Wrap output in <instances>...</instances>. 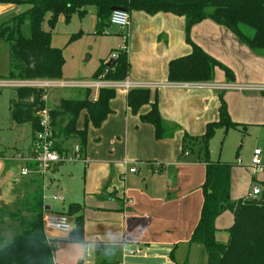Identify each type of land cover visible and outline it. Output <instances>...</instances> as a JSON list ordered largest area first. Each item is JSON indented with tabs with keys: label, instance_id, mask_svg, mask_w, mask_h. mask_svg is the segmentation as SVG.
Listing matches in <instances>:
<instances>
[{
	"label": "trees",
	"instance_id": "16d2710c",
	"mask_svg": "<svg viewBox=\"0 0 264 264\" xmlns=\"http://www.w3.org/2000/svg\"><path fill=\"white\" fill-rule=\"evenodd\" d=\"M0 4L27 7L9 20L0 24V42L9 45V74L0 80H61L63 59L61 51L50 46V32L41 30V24L48 17L51 27L59 18L68 22L73 14L83 15L86 9H95V33H104L110 25V9L123 8L131 12H144L148 15L169 13L183 17L185 22V42L191 51L185 56L172 59L168 63L169 83H210L215 70L220 69L227 82H233L231 70L211 57L190 37L191 29L204 20L226 28L251 52L264 51V0H0ZM29 26V36L21 35V27ZM113 62H102L95 78L103 76L106 81H124L128 77L129 63L126 50H117ZM95 79V80H96ZM45 92L33 88L14 89L10 101V120L16 126L29 125L32 138L39 130L38 112L44 108ZM116 92L100 89L96 100L92 92L85 91L82 100H61L50 112V127L55 141L54 149L65 150L63 144L74 140L82 153L86 150L87 129H99L109 115L111 101ZM217 121L206 124L204 133L197 138L186 134L182 137L181 154L189 150L184 147L186 140L197 141L204 153V182L201 186L202 204L199 218L191 234L190 242L201 245L206 254V264H264V181L259 182L260 195L254 199H230L231 166L227 163H213L207 151L208 142L215 130L235 128L231 121L222 95H218ZM126 107L131 115L137 116L140 123L150 125L156 140L166 135L167 125L162 119L157 98L150 96L146 89H131L125 96ZM149 111L140 114L143 107ZM83 115L84 128L77 129V121ZM253 183V180H252ZM39 188V189H38ZM41 185L31 195L24 198L20 211L8 213L16 219L21 214L30 218L24 223L22 218L19 232L7 243L0 239V264H54V248L49 246L42 229V216L45 213L41 195ZM83 205L71 204L66 216L73 217L72 239L83 244ZM225 211L232 217V225L226 230V243L215 239L216 219ZM4 215V214H3ZM7 215V214H6Z\"/></svg>",
	"mask_w": 264,
	"mask_h": 264
},
{
	"label": "rangeland",
	"instance_id": "374dc122",
	"mask_svg": "<svg viewBox=\"0 0 264 264\" xmlns=\"http://www.w3.org/2000/svg\"><path fill=\"white\" fill-rule=\"evenodd\" d=\"M26 9L27 7H20L18 13ZM16 14L9 16L7 20ZM4 21L6 20H0V24ZM95 25L96 18L93 7L87 8L83 15L73 14L68 22H65L61 17L51 27L47 17L41 24L42 31L50 32V46L61 51L63 59L61 80L94 81L96 79L95 74L101 67L102 62L109 63L112 60V55L116 54L115 51L117 50H127L128 77L131 74H143L146 66L154 62L156 54L155 44L149 38L145 43H140V40L137 39L138 34L132 33L130 38L127 39L126 31L121 33L118 27L112 25H107L104 33L96 34ZM137 25L138 23L134 22L133 26L137 28ZM21 35L24 37L29 36L28 24L21 27ZM203 35H198L196 38L199 43L205 45L207 49L213 48L212 53H216L213 58L221 64L227 65L231 72L240 79L237 82H227L223 72L220 69H216L212 83L264 87V51L256 53L250 51L254 55L252 58L251 55H246L247 53L243 49H233L234 47L225 40L212 43L202 38L201 36ZM239 62L250 66V78H247L246 74L243 73L244 70H242ZM8 74L9 45L5 42H0V77L5 79ZM126 80L129 81L128 78ZM149 91L151 93L154 92V90ZM91 92L93 96L95 91ZM115 92V104H120L122 101L120 91ZM212 92H214L215 96L222 95L231 121L238 124L235 128L215 130L207 146L211 162L214 164L218 162L227 163L231 166L230 199L232 194L236 199L231 200L236 201L247 195L252 175L254 180L251 185H258L260 181H264V92L254 90ZM84 95L85 91L81 89L49 90L47 91V105L50 108H54L61 100H82ZM13 98L14 88L0 87V239L4 243L9 242L19 232L22 223L17 218H22L24 223L30 218L24 213L16 219L8 216V213L21 210L27 194L26 181L20 176L22 164L14 157L16 151H20L24 157H27L25 151L28 149L32 139V130L29 125L25 124L18 127L10 120V101ZM195 124L188 123V128H183V130L176 126L177 131H182L179 133L178 138L166 144L162 152L165 164L160 167V175L153 173L150 178L149 175H143L144 170H140L137 176L139 177L140 189L145 191L146 185L150 186V188L153 186L156 191L154 198L164 205L158 214L170 217L173 219V224H175V228L172 231H176V234L170 235L168 239L166 238L167 242L172 245L169 251L172 254V260L160 261L157 264H206V254L203 247L190 242L194 227L193 222L200 207L199 198L202 196L201 188L198 185L200 182L202 183L204 153L200 151L197 141L190 142L186 140L184 147L189 150V157L184 158L181 157L180 145L184 134L197 138L204 133L205 125L198 127ZM76 127L78 130L84 128L83 115H80ZM175 133L176 130L173 127L161 140L173 139ZM97 137V130L89 126L87 129L88 149L93 148L92 143L96 142L94 139H97ZM100 139L102 151L123 152L117 145L116 138L112 137L111 134L106 133L100 136ZM65 143L63 147L70 148L76 141L70 140ZM255 149H259L261 152L260 159L263 166L258 171L251 168ZM178 153L179 161L195 164L196 166L180 170L178 175L173 163L174 155ZM87 161L88 164L85 168L80 164H75L76 166L63 164L60 166L59 172L50 173L48 171L46 173L45 185L46 183H51V175L52 179L58 180V184L56 181L54 182V184L58 185V189L48 187L43 195L45 205H50L53 212L66 210L69 203L91 202L90 194L95 192L94 187H91V181L93 179V171L98 167L99 162L89 159ZM71 168H74L78 175L69 174ZM127 173L128 170L121 175V184H123L124 179L129 178V175H126ZM178 176L183 186L181 188H178ZM142 177L145 179L144 182ZM167 181L171 191L166 189ZM60 189H65L70 194L65 196L63 192H60ZM181 193L187 196L185 203L179 196ZM105 206L111 208L108 204H105ZM113 216L117 215L109 213L106 215V217ZM220 217L222 228H219V239L220 242L225 243L227 241L225 229L232 225L233 217L228 211L223 212ZM49 241L51 242V240ZM132 247L134 250H142L143 244L139 242L138 245L135 244ZM88 250L91 258L87 259L84 257V264H116L126 251L119 245L103 249L93 246L88 247ZM54 253L58 260L61 252L57 250ZM126 262L136 263L137 261L127 260ZM73 264H79V261L74 259Z\"/></svg>",
	"mask_w": 264,
	"mask_h": 264
},
{
	"label": "crops",
	"instance_id": "0c3cea01",
	"mask_svg": "<svg viewBox=\"0 0 264 264\" xmlns=\"http://www.w3.org/2000/svg\"><path fill=\"white\" fill-rule=\"evenodd\" d=\"M19 8L20 7L14 5L0 4V20H7L9 16L18 13ZM129 17L126 38H130L132 33H137V39L140 40V43H145L150 39L151 42L155 44L156 50L154 62L146 66L143 74L129 75V77H127L129 82L169 83L167 81L169 61L185 56L191 51L190 46L185 42L184 18L169 13H157L151 16L144 12L136 11L131 12ZM134 22L138 23L137 28L133 26ZM198 35H203L201 36L202 38L212 43L225 40L234 47L233 49H243V51L245 50V53H247L246 55L249 54L252 58L254 57L250 50L245 45L239 43L230 31L215 24L211 20H204L195 25L191 29L190 37L194 44L199 46L210 56L215 57L216 53H212L213 48L207 49L205 45L199 43L196 39ZM239 64L242 66V70H244L243 73L246 74L247 78H250V66L248 64H242L241 62H239ZM238 79L239 78L233 74V82H237ZM120 95L122 97L121 103L115 104V95V98L110 103L112 114L107 117L99 129H96L98 137L94 139L96 142H94V144L92 143L93 148L88 149L86 145V150L83 153V158L86 161L89 159L99 162L98 167L93 171L91 187H94L95 192L90 194L91 202H74L69 203L67 206L68 208L71 204L83 205V244L75 242L71 234L48 233L46 238L51 240L50 244L51 247L54 248V252L57 250L61 252L58 260L55 257V253H53L54 264H73L74 259H77L79 264H84V257L87 259L91 258L88 247L96 246L98 249H103L107 247L112 248L115 245L122 246L123 250L126 249L125 254H122L121 259L117 261L116 264L121 262L127 263V260L137 261L133 264H157V262L160 261L172 260V254L169 253L172 245L167 242L166 238L168 239L170 235L176 234V231H172L173 228H175V224L172 222L173 219L158 214L159 211L163 209L161 207L164 205L154 198L156 191L153 186L150 188V186L146 185L145 191L140 189L139 177L137 176L140 170H144L145 172H143V175H149V177L153 175V173L155 175L161 174L160 167H163L165 164V160L162 158V152L166 144L178 138L183 128H188V123H196L195 125L202 127L203 125L206 126L208 123L217 121V109L219 106L218 96H215L214 92L211 90H186L174 87L161 88L155 90L153 93L150 92L151 98L156 95L159 113L167 125L166 135L173 127L176 130L173 139L156 140L153 128L148 124L140 123L137 116L131 115L125 103L126 92L120 91ZM148 111L149 107H143L140 109L139 115L145 114ZM176 126L182 130L177 131ZM106 133L116 138V143L123 152L115 153L106 152L105 150L102 151L100 136ZM32 141L33 138L31 139L28 149L25 151L26 156L30 153ZM75 145L77 144L75 143L73 146ZM72 147L63 148L70 151ZM19 153L22 154L20 151H16V154ZM181 157H189V153L188 156L181 154ZM179 159V153L175 154L173 163L177 169L178 175L180 173L178 171L196 166L195 164L181 162ZM125 161L128 162L126 166L123 165ZM21 164L22 167H31L29 163L25 164L21 162ZM75 164H80L85 168L88 161L86 164L79 162L68 165L76 166ZM202 166V183L200 182L198 185L200 188L203 185L205 173V165L203 164ZM133 167L136 169V172L130 173L129 170ZM59 169L60 166H56L51 173L56 171L59 172ZM127 170L128 173L126 175H129V178L124 179L123 184H121V175L125 174ZM69 174L78 175L74 168H71ZM22 178L26 181V196L33 194L37 189V184L40 183V192L43 206L45 207V213H66L67 208L62 212H53L50 205H45V199L43 198L44 191L48 187L58 189V185L54 184L55 181L58 184V180L52 179V175L51 179L49 178L51 183H46V185L44 184L45 179L34 173L30 174L28 177ZM251 178L248 193L250 189L255 186L251 185L254 176L252 175ZM142 180L144 182V177H142ZM166 184L168 185H166L167 191H171L168 181ZM177 184L178 188L183 187L179 176ZM60 192H63L65 196L66 194H70V192H67L65 189H60ZM179 196L185 203L186 194L181 193ZM246 196L247 195H244L239 199H243ZM202 199L203 197L200 196V207L193 222L194 227L199 218ZM231 199H236V197H233L231 194ZM127 201H130V203ZM105 204L110 205L111 208L106 207ZM107 213L117 216L106 217ZM171 214L173 213L171 212ZM220 216L215 221V239L219 243H224L220 242L219 239V228H222L220 225ZM67 217L73 231V217ZM227 229H225V232ZM139 242H142L143 249L134 250L132 245H138ZM85 251H88L87 254Z\"/></svg>",
	"mask_w": 264,
	"mask_h": 264
},
{
	"label": "built area",
	"instance_id": "2783aa9c",
	"mask_svg": "<svg viewBox=\"0 0 264 264\" xmlns=\"http://www.w3.org/2000/svg\"><path fill=\"white\" fill-rule=\"evenodd\" d=\"M129 14L126 11H114L110 15L109 23L112 26H116L122 32L127 31L129 26ZM116 54L112 55V59H116ZM0 87H11V88H33L42 90L45 92L42 101L44 102V108L42 111L38 112V127L39 130L35 133L30 153L27 157L22 154H15V159L25 164H30L31 167L24 166L20 170L21 177H28L30 174L34 173L45 179L46 173L53 170L56 166H61L63 164H73V163H84L87 161L83 158V153L81 152L78 145L72 147L69 150H63L58 152L54 149L55 141L52 138L51 133V119L50 112L52 108L47 105V91L53 89H66L74 88L81 89L84 91L90 90L95 91L92 96V100H96V95L100 89H112L114 91L128 92L131 89H146V90H158L161 88H181L186 90H211V91H248L254 90L259 92H264V87H248L242 85H232V84H214L210 83H132L127 80L124 81H106L103 76L99 77L94 81H63V80H34V81H19V80H0ZM188 156V152L184 153ZM261 152L259 149L253 151V158L251 162V167L258 171L263 166L261 164ZM123 165H128L125 161ZM158 171V168H157ZM130 173H135L136 169L133 167L129 170ZM261 193L258 186H253L249 193L247 194L248 199L257 198ZM130 203V201H127ZM42 229L45 235L48 233H61L70 234L72 231L71 224L68 217L63 213L51 214L44 213L42 216ZM49 246L50 241L48 240ZM88 251H85L87 254ZM119 264H133L121 262Z\"/></svg>",
	"mask_w": 264,
	"mask_h": 264
},
{
	"label": "water",
	"instance_id": "95a60500",
	"mask_svg": "<svg viewBox=\"0 0 264 264\" xmlns=\"http://www.w3.org/2000/svg\"><path fill=\"white\" fill-rule=\"evenodd\" d=\"M114 11H125V9H123V8H118V7H112V8L110 9V12L112 13V12H114ZM111 62H113V59H112L109 63H111ZM109 63H107V65H108Z\"/></svg>",
	"mask_w": 264,
	"mask_h": 264
}]
</instances>
